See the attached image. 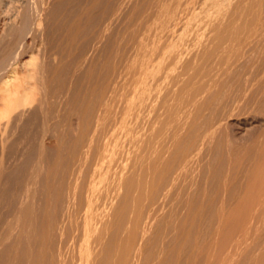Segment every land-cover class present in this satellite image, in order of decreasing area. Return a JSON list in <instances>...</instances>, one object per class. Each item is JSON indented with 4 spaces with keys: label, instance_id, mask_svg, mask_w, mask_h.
Segmentation results:
<instances>
[{
    "label": "rangeland",
    "instance_id": "rangeland-1",
    "mask_svg": "<svg viewBox=\"0 0 264 264\" xmlns=\"http://www.w3.org/2000/svg\"><path fill=\"white\" fill-rule=\"evenodd\" d=\"M208 1L22 0L0 26V81L37 64L0 121V264H264V0Z\"/></svg>",
    "mask_w": 264,
    "mask_h": 264
},
{
    "label": "bare ground",
    "instance_id": "bare-ground-1",
    "mask_svg": "<svg viewBox=\"0 0 264 264\" xmlns=\"http://www.w3.org/2000/svg\"><path fill=\"white\" fill-rule=\"evenodd\" d=\"M22 0H0V26H1V30L3 29H5L6 27H8L9 28V26H11L12 24H14L15 22H16V20H17V18H18V15H19V10H20V6H21V2ZM210 1V0H209ZM208 1V2H209ZM215 1V0H214ZM217 1V0H216ZM216 1H215V3H216ZM222 0H220V2H221ZM224 2H226L225 0H223ZM222 1V2H223ZM230 1V0H229ZM246 1V0H245ZM251 1H253V0H251ZM255 1V0H254ZM257 1V0H256ZM255 1V2H256ZM24 2V1H23ZM211 3H212V7L211 8H217L218 10H219V8H220V6H218V5H220V4H218L217 3V7H216V5H214L213 4V2L212 1H210ZM209 2V3H210ZM219 2V1H218ZM78 3V2H77ZM82 3V2H81ZM246 2H244V3H242V4H244V5H246L245 4ZM8 4V5H7ZM24 5V4H23ZM70 5V4H69ZM207 5H208V3H207ZM213 5H214V7H213ZM249 6V7H248ZM247 6V9L248 8H250V5H248ZM24 7V6H23ZM67 7V6H66ZM219 7V8H218ZM257 7V6H256ZM255 7V8H256ZM205 8H207L206 10H204V11H209V13H210V9H208V7L206 6ZM222 8H224V7H221V10H222ZM227 8V7H226ZM240 8V7H239ZM23 9V8H22ZM216 9V10H217ZM66 9H64V11H65ZM220 10V11H221ZM241 10H243V9H241ZM22 11V10H21ZM68 11V10H67ZM202 11H203V9H202ZM203 11V12H204ZM220 11H218L219 12V17H221V15H220ZM224 11V10H223ZM66 12V11H65ZM214 12H216V11H214ZM240 12H242V11H240ZM21 13V12H20ZM205 13V12H204ZM209 13L208 14H202V15H204L206 18H207V20H211V19H208L209 18ZM221 13H223V12H221ZM245 13V12H244ZM253 14H254V12H252ZM258 13V12H257ZM198 14H201V13H199L198 12ZM213 14V13H212ZM217 13H215V16H216V18H219V17H217L218 15H216ZM236 14V13H235ZM194 15V14H193ZM207 15V16H206ZM237 15V17H239L238 16V14H236ZM196 16V15H195ZM203 16V18H205ZM213 16V15H212ZM215 16H213V18H215ZM224 15H222V17H223ZM194 17V16H193ZM201 18L200 19V21H201V23H202V21L204 20L202 17H201V15L199 16L198 15V17H195L197 20H199L198 18ZM233 17H234V15H233ZM233 17H231V18H233ZM235 18L234 17V19H238V18ZM256 17V16H255ZM194 18V19H195ZM205 18V19H206ZM254 18V17H253ZM262 18V17H261ZM193 19V18H192ZM191 19V20H192ZM220 19V18H219ZM218 19V20H219ZM233 19V20H234ZM246 19V18H245ZM189 20V18L187 19V21ZM190 20V21H191ZM222 20H223V18H222ZM232 20V19H231ZM232 20V21H233ZM243 20V19H242ZM242 20H241V22H242ZM247 20H249V19H247ZM256 20V19H255ZM260 20H262V19H260ZM190 21H188V22H186V23H189L190 24ZM212 21V20H211ZM216 21V20H215ZM214 21V22H215ZM238 21V20H237ZM257 21V20H256ZM263 21V20H262ZM39 22V21H38ZM204 22V21H203ZM210 22V21H209ZM234 22V21H233ZM261 22V21H260ZM17 23V22H16ZM196 23V22H195ZM213 22H210V26L209 27H211V26H213V25H211ZM216 23V22H215ZM218 23V22H217ZM216 23V24H217ZM229 23V22H228ZM231 23V22H230ZM236 23V22H235ZM249 23V22H248ZM40 24H42V21L40 22ZM40 24L38 25L39 27H40ZM194 24V22L193 23H191V25L194 27L195 26V24ZM199 24V23H198ZM207 24H209L208 23V21H207ZM214 24V23H213ZM216 24H214V26H216ZM220 24H222V23H220ZM224 24H225V22H224ZM233 24V23H232ZM238 24H240L239 23V21H238ZM245 23H243V25H244ZM256 24V23H255ZM36 25H37V23H36ZM160 25V24H159ZM190 25V26H191ZM204 25H206V22L205 23H203V26ZM225 25H227L228 26V24L226 23ZM197 26V25H196ZM196 26H195V28H196ZM206 26H208V25H206ZM223 26V25H222ZM226 26V27H227ZM240 26V25H239ZM244 26H247V28H248V25H247V23H246V25H244ZM161 27V26H160ZM221 27V26H220ZM236 27V26H235ZM195 28H194V30H195ZM215 27H213V29H214ZM239 28V27H238ZM241 28V27H240ZM246 28V27H245ZM245 28H243V29H245ZM0 30V31H1ZM188 30H189V28H188ZM216 30V29H215ZM215 30H214V33H215ZM220 30H223V28H221ZM233 30H235L234 29V27H233ZM239 30V29H238ZM238 30H236L235 32H237ZM241 30V29H240ZM247 30V29H246ZM6 31H7V28H6ZM158 31V30H157ZM191 31H193L192 30V28H191ZM224 31V30H223ZM227 31V30H226ZM4 32V31H3ZM221 32L222 31H220V34H221ZM246 32V31H245ZM250 33H251V30L249 31ZM248 32V30H247V32L243 35V37L245 36V35H247V33H249ZM2 33V32H1ZM189 33V32H188ZM213 33V34H214ZM217 33V32H216ZM242 33V32H241ZM240 33V31H239V34H241ZM3 34L4 33H2V36H3ZM157 34V33H156ZM183 35L185 34V33H182ZM223 34V33H222ZM221 34V35H222ZM228 32H227V36H228ZM253 34V33H252ZM153 35H155V33H153ZM159 35V34H158ZM191 35H192V33H191ZM181 36V35H180ZM184 36H187L186 34L184 35ZM238 36H241V35H238ZM4 37H5V35H4ZM151 37V36H150ZM191 37V36H190ZM219 37H221V36H219ZM243 37H241L242 39H243ZM247 37H249V35H247ZM184 38V37H183ZM246 38V37H245ZM36 39H38V38H36ZM185 39H186V37H185ZM188 39H190V38H188ZM188 39L186 40V42L188 41ZM220 39V38H219ZM222 39V38H221ZM227 39L229 40L230 39V37H227ZM234 38L232 37V40H233ZM236 39V38H235ZM4 40V39H3ZM179 40V39H178ZM184 40V39H183ZM212 40H214V37L212 38ZM238 40V39H237ZM32 41V40H31ZM181 41V40H180ZM185 41V40H184ZM190 41H193L192 39L190 40ZM220 41V40H219ZM218 41V39L216 40V42H219ZM222 41V40H221ZM235 41V40H234ZM33 42V41H32ZM158 42V41H157ZM178 42V41H177ZM194 42V41H193ZM192 42V43H193ZM196 43L198 42V41H195ZM226 42H227V40H226ZM34 43V42H33ZM146 43V42H145ZM178 43H180V42H178ZM191 43V44H192ZM224 42H222V44H223ZM228 43V42H227ZM226 43V44H227ZM232 43V42H231ZM231 43H230V49L229 50H232L231 49ZM32 44V43H31ZM147 44V43H146ZM156 44V43H155ZM188 44H189V42H188ZM193 44H195V43H193ZM192 44V45H193ZM217 44V43H216ZM219 44V43H218ZM38 45V44H37ZM159 45V44H158ZM171 45V44H170ZM182 45V44H181ZM180 45V46H181ZM186 45V44H185ZM190 45V44H189ZM188 45V46H189ZM200 45V44H199ZM199 45H198V47H199ZM220 45V44H219ZM225 44H223V45H221V46H224ZM229 45V44H228ZM140 46H142V45H140ZM145 46V45H144ZM161 46V45H160ZM165 46H166V44H165ZM196 46V48H197V45H195ZM195 46L194 47H192V48H195ZM212 46H213V44H212ZM155 46L153 45V48H154ZM190 47V46H189ZM201 47V46H200ZM142 48V47H141ZM162 48H164V47H162ZM161 48V49H162ZM174 48V47H173ZM172 48V49H173ZM184 48V47H183ZM215 48H216V46H215ZM218 48V47H217ZM37 49V48H36ZM165 49V48H164ZM175 49V48H174ZM173 49V50H174ZM185 49V48H184ZM201 49V48H200ZM203 49H204V46H203ZM210 49H212V48H210ZM209 49V50H210ZM214 49V48H213ZM227 49V48H226ZM145 50V49H144ZM147 50V49H146ZM169 50V47L167 48V51ZM179 50V49H178ZM180 50H182V48L180 49ZM209 50H207V51H209ZM215 50V49H214ZM214 50H212V51H214ZM228 50V51H229ZM33 51V50H32ZM37 51V50H36ZM142 51V50H141ZM152 51H153V49H152ZM165 51V50H164ZM211 51V52H212ZM31 52V51H30ZM146 52V51H145ZM150 52V51H149ZM166 52V51H165ZM172 52V51H171ZM191 52V51H190ZM217 53V51L215 50L214 51V53ZM219 52L220 53H222L221 52V50H219ZM174 53V52H173ZM200 53L201 54H203L202 53V51H200ZM228 53V52H227ZM230 53V52H229ZM33 54V56H31L30 55V59L28 60V61H25V62H23V66L25 67V68H23L24 70H28V71H26V72H29L28 74L26 73V72H24V75H20L21 73H20V71H19V73L20 74H18V72H16V70L17 69H19V68H17L16 70H12V75H9V76H7L6 77V79L5 78H3L4 80H2V78H1V80H2V82L0 83V121L2 122L4 119H7V118H9L10 117V115L14 112V111H16V110H18L19 108H22V107H25V106H28V105H31V104H33V102L36 100V97H35V95H36V78H35V76H36V69H37V64L35 63V56H34V53H32ZM142 54V53H141ZM163 54V53H162ZM167 54H169L168 52H167ZM171 54V53H170ZM177 54V53H176ZM182 54V53H181ZM181 54H180V57H181ZM185 54V53H184ZM187 55H188V52L186 53ZM185 54V55H186ZM183 55V54H182ZM205 55V54H204ZM210 55H211V53H210ZM219 55H221V54H219ZM222 55H223V53H222ZM221 55V56H222ZM230 55V54H229ZM168 56V55H167ZM166 56V57H167ZM173 56V55H172ZM206 56H207V54H206ZM206 56H205V58H206ZM225 56H226V54H225ZM169 57V56H168ZM176 57V56H175ZM190 57V56H189ZM218 57V56H217ZM35 58V59H34ZM174 58V57H173ZM200 58V57H199ZM203 58V57H202ZM222 58V57H221ZM163 60H164V58H162ZM191 59V58H190ZM206 59H209V55H208V57L206 58ZM218 59H220V57L218 58ZM175 60H177V59H175ZM175 60H173V64H174V62H175ZM185 60H187V59H184V61ZM202 60V59H201ZM191 61V60H190ZM200 61V60H199ZM204 61H206V60H204ZM224 61V60H223ZM226 61V60H225ZM10 62V61H9ZM19 62V61H18ZM162 62H164L165 63V60L164 61H162ZM168 62V61H167ZM187 62V61H186ZM11 63V62H10ZM10 63H9V65H10ZM164 63H162V64H164ZM195 63H196V61H195ZM12 64V63H11ZM21 64V63H20ZM176 64V67H178L179 68V65L180 64H177V63H175ZM175 64L173 65L174 67H175ZM182 64V63H181ZM188 64V63H187ZM200 64V63H199ZM218 64V63H217ZM8 65V64H7ZM165 65H167V64H164V68L163 69H166L165 68ZM169 65H170V63H169ZM189 65H192V64H189ZM196 65V64H195ZM5 66V64L3 65V67ZM159 66V65H158ZM0 67H2V66H0ZM149 66H147L146 68H145V70H147V68H148ZM167 67V66H166ZM171 67V66H170ZM190 67V66H189ZM16 68V67H15ZM14 68V69H15ZM168 68V67H167ZM193 68V67H192ZM7 69V68H6ZM140 69V68H139ZM141 69H142V67H141ZM151 69H152V67H151ZM150 69V70H151ZM156 69V68H155ZM155 69H153L154 71H155ZM3 70V69H2ZM9 70V69H8ZM144 70V69H143ZM142 70V71H143ZM149 70V71H150ZM158 70H159V67H158ZM158 70H156L155 72H157ZM168 70V69H167ZM176 70V69H175ZM180 70V69H179ZM178 70V71H179ZM182 70V69H181ZM198 70V69H197ZM18 71V70H17ZM161 71V70H160ZM198 71H200V70H198ZM141 72V71H140ZM140 72H138V74H140ZM154 72V73H155ZM164 72H166L165 70H164ZM176 72H177V70H176ZM149 73V72H148ZM153 73V74H154ZM161 73H163V71L161 72ZM160 73V74H161ZM170 73V71L168 72V74ZM10 74V73H9ZM23 74V73H22ZM166 74V73H165ZM167 74V75H168ZM141 75H143V74H141ZM158 75V74H157ZM170 75V74H169ZM139 76V75H138ZM144 77H145V75H143ZM142 76V77H143ZM148 76V75H147ZM159 76V75H158ZM157 76V77H158ZM170 77V76H169ZM146 78V77H145ZM145 78H144V80H145ZM148 78V77H147ZM138 79V78H137ZM143 79V78H142ZM140 80H141V78H139V81H138V83L140 82ZM148 80V79H147ZM142 82H145V81H143L142 80ZM141 84V83H140ZM143 84V83H142ZM196 84H200L199 82L198 83H196ZM137 86H139V85H137ZM158 86H160L159 84H158ZM184 86V85H183ZM182 86V87H183ZM139 87H141V86H139ZM189 87V86H188ZM187 87V88H188ZM195 87V86H194ZM193 87V88H194ZM181 88V87H180ZM186 88V87H185ZM184 88V89H185ZM200 88V87H199ZM137 89V88H136ZM155 89V87L153 88V90ZM158 89V88H157ZM181 89H183V88H181ZM196 89H197V85H196ZM152 90V89H151ZM160 90V88L157 90V91H159ZM178 90H179V87H178ZM140 91H141V88H140ZM179 91H181V90H179ZM184 91V90H183ZM176 92H178L177 90H176ZM182 92V91H181ZM189 92V91H188ZM196 92V91H195ZM179 93V92H178ZM183 93H186V91L185 92H183ZM156 94V93H155ZM180 94V93H179ZM182 94V93H181ZM190 94V93H189ZM150 95V94H149ZM175 95V94H174ZM176 95H178V94H176ZM184 95H187V94H184ZM183 95V96H184ZM181 96V95H180ZM188 96V95H187ZM136 97H137V95H136ZM139 97H141V96H139ZM138 98V97H137ZM156 98V97H155ZM176 97H174V99H175ZM134 99V98H133ZM141 99V98H140ZM142 99H143V97H142ZM154 99V98H153ZM157 99V98H156ZM182 99V102H183V97L181 98ZM135 100H136V98H135ZM134 100V101H135ZM155 100V99H154ZM178 100V99H177ZM131 101H133V100H131ZM131 101H129V102H131ZM141 101V100H140ZM152 101V100H151ZM173 101V100H172ZM174 101H176V100H174ZM179 101V100H178ZM177 101V102H178ZM187 101V100H186ZM185 101V102H186ZM136 102V101H135ZM153 102V101H152ZM151 102V103H152ZM171 102V101H170ZM176 102V103H177ZM181 102V101H180ZM132 103V102H131ZM130 103V104H131ZM137 103V102H136ZM135 103V104H136ZM154 103V102H153ZM172 103V102H171ZM175 103V102H174ZM173 103V104H174ZM175 103V104H176ZM133 104H134V102H133ZM188 104V103H187ZM177 105H178V103H177ZM180 105V104H179ZM184 104L182 103V106H183ZM142 106V105H141ZM136 107H138L137 105L135 106V108ZM151 107H152V105H151ZM185 107V106H184ZM147 108V107H146ZM145 108V109H146ZM165 108H166V106H165ZM183 108V107H182ZM131 109V108H130ZM138 109V108H137ZM136 109V110H137ZM140 109V108H139ZM149 109V108H148ZM168 109H169V107H168ZM179 109V108H178ZM184 109V108H183ZM182 109V110H183ZM181 110V109H180ZM128 111H129V109H128ZM131 111V110H130ZM130 111H129V113H130ZM139 111V110H138ZM184 111V110H183ZM174 112V111H173ZM126 113H128V112H126ZM132 114H133V112H131ZM131 113H130V115H131ZM170 113V112H169ZM129 115V114H128ZM170 115H173V113H171ZM174 116V115H173ZM170 119H171V117H169ZM169 118H166L165 120L166 121H168L167 119H169ZM172 118H174V117H172ZM176 119H177V117H176ZM165 120H164V122H165ZM173 120H175V119H173ZM171 121V120H170ZM162 122V121H161ZM174 122V121H173ZM156 123V122H155ZM158 123H160V122H158ZM158 123H156V124H158ZM1 124V123H0ZM162 124H163V122H162ZM2 125V127L4 126L3 124H1ZM160 125V127H158L159 128V130H163L164 131V128L166 127V125H162L161 126V124H159ZM2 127H1V130H2ZM168 127V126H167ZM126 128V127H125ZM151 128V127H150ZM160 128H163V129H160ZM127 129V128H126ZM154 129H157L156 127H152V130L154 131ZM167 129V128H166ZM4 131V130H3ZM127 132H128V130H126ZM125 131V132H126ZM130 131V130H129ZM157 131V130H156ZM156 131H154V132H156ZM166 131V130H165ZM123 132H124V129H123ZM127 132H126V135H127ZM154 132H152V133H154ZM161 132V131H160ZM159 131H158V133H160ZM3 133V132H2ZM162 133H164V132H161V135H162ZM3 134H5V133H3ZM134 134V133H133ZM2 135V134H1ZM125 135V134H124ZM129 135V134H128ZM131 135V134H130ZM130 135L128 136V137H130ZM135 135V134H134ZM134 135H132V136H134ZM150 137H152V136H150ZM127 138V137H126ZM131 138V137H130ZM133 138V137H132ZM128 139V138H127ZM151 139V138H150ZM150 139L148 140V141H150ZM154 138H152V140H153ZM115 140V139H114ZM134 140V139H133ZM116 141V140H115ZM127 141V140H126ZM141 142V141H140ZM158 142H159V140H158ZM157 142V143H158ZM113 143H115V142H113ZM118 143V142H117ZM132 144V142H129L128 144ZM139 143V142H138ZM149 143H151V142H149ZM147 144L146 146H149V145H153V144ZM153 143H155V145L154 146H157V144H156V142H154L153 141ZM160 143V145H161V142H159ZM158 143V144H159ZM116 145H118V144H116ZM115 145V146H116ZM142 145V144H141ZM159 145V146H160ZM118 148V147H117ZM131 148H132V146H131ZM148 148H150V146L148 147ZM152 148V147H151ZM150 148V149H151ZM157 148V147H156ZM112 150H113V148H111ZM115 149V148H114ZM104 150H107V149H104ZM103 150V151H104ZM111 150V151H112ZM136 150H137V148H136ZM148 150V149H147ZM152 150V149H151ZM154 150H155V152H156V150L157 149H155L154 148ZM115 151V150H114ZM158 151V150H157ZM110 152V151H109ZM113 152V151H112ZM116 152V151H115ZM107 152H105V156H108L107 154H106ZM111 153V152H110ZM109 153V154H110ZM149 153V152H148ZM153 153H154V151H153ZM104 154V153H103ZM113 154H114V152H113ZM101 155H102V153H101ZM151 155H152V153H151ZM155 155V154H154ZM153 155V156H154ZM105 156H103V158L105 157ZM110 156V155H109ZM108 156V157H109ZM114 156V155H113ZM116 156V155H115ZM114 156V157H115ZM139 156V155H138ZM102 158V157H101ZM107 158V157H106ZM106 158L105 159H103V160H105L106 161ZM113 158V157H112ZM111 158V159H112ZM139 158V157H138ZM145 158H147V157H145ZM153 158V157H152ZM155 158V157H154ZM108 159V158H107ZM114 159V158H113ZM117 159V158H116ZM120 159H121V157H120ZM148 159V158H147ZM146 159V160H147ZM115 160V159H114ZM113 160V161H114ZM151 160V159H150ZM104 161V162H105ZM112 161V162H113ZM153 161V160H152ZM108 162L110 163L111 161L110 160H108ZM110 163V164H113V163ZM120 162V161H119ZM129 162V161H128ZM144 162V161H143ZM148 161H146V163H147ZM124 163V162H123ZM145 163V164H146ZM148 163H152L151 161L150 162H148ZM155 163H157V162H155ZM108 164V163H107ZM116 164H118V162L116 163ZM140 164V163H139ZM101 165V164H100ZM104 165V164H103ZM121 165H123L122 163H121ZM120 165V166H121ZM149 165V164H148ZM112 166V165H111ZM120 166H118V168L120 167ZM154 166H155V164H154ZM101 168H102V166H100ZM108 167V166H107ZM109 167H110V165H109ZM123 167H124V165H123ZM126 167H127V164H126ZM147 167V166H146ZM152 166H150V168H151ZM117 167L115 168V169H117L116 171H120L121 170V172H122V168L120 167L119 169H118ZM142 168H145V167H142ZM149 168V167H148ZM147 168V169H148ZM98 169V168H97ZM110 169V172H114L115 171V169H114V171H113V169H111V168H109ZM124 169H126L125 167H124ZM155 169V168H154ZM102 170V169H101ZM150 170H152V169H150ZM262 170V169H261ZM104 171V170H103ZM153 171V170H152ZM156 171V170H155ZM263 171V170H262ZM106 172V171H105ZM259 172V171H258ZM111 173V174H112ZM117 173V172H116ZM120 173V172H119ZM119 173H117V175L119 174ZM148 173H149V171H148ZM97 174V173H96ZM100 174V173H99ZM110 174V175H111ZM115 173H113L111 176H114L113 177V179H116V177L117 176H115L114 175ZM260 174V173H259ZM263 174H264V171H263ZM120 176H121V174H119ZM118 175V176H119ZM122 175H124V174H122ZM140 175H142V174H140ZM153 175V174H152ZM262 175V174H261ZM98 176V175H97ZM102 176V175H101ZM119 176V177H120ZM141 177V176H140ZM144 177H146L145 175H144ZM257 177H258V175H257ZM261 177V176H260ZM123 178V177H122ZM262 178H263V176H262ZM101 179V178H100ZM118 179V178H117ZM146 179H148V177L146 178ZM261 179V178H260ZM95 180H97L96 182V184H98V183H100L99 181V177H97V179H95ZM99 180V181H98ZM106 180V179H105ZM121 180V179H120ZM120 180H119V182H120ZM126 180V179H125ZM138 180H140V179H138ZM264 180V179H263ZM102 181V185H104V181H103V179L101 180ZM108 181V180H107ZM113 181V180H112ZM114 181H117V180H114ZM141 181H139V183H140ZM93 183H94V180H93ZM111 183V182H110ZM109 183V184H110ZM113 183V182H112ZM120 183H123V181H121ZM138 183V184H139ZM95 184V183H94ZM106 184V183H105ZM115 184V183H114ZM118 184V183H117ZM98 185H100V184H98ZM140 185H141V183H140ZM255 185V184H254ZM254 185L252 186V187H254ZM105 187H106V185H104ZM96 187V186H95ZM99 187V186H98ZM98 187H96V188H98ZM142 187V186H141ZM256 187H258V186H256ZM259 187H260V185H259ZM94 190V189H93ZM93 190H91V191H93ZM101 190V189H100ZM98 190L96 189V192H97ZM146 191V190H145ZM254 191V190H253ZM102 192V191H101ZM257 193H260V192H257ZM97 194V193H96ZM99 195H100V193H99ZM93 196V195H92ZM142 197V196H141ZM95 198H97L96 197V195H95ZM93 199H94V197H93ZM133 203H134V201H133ZM132 205V204H131ZM134 205V204H133ZM133 208V207H132ZM135 214V213H134ZM133 214V215H134ZM101 216V215H100ZM132 217H135V216H132ZM92 218V217H91ZM105 217H103L102 219H104ZM93 222V221H92ZM91 229V228H90ZM86 239V238H85ZM88 239V238H87ZM84 243H85V245H88V244H86V242L84 241ZM85 248V247H84ZM85 250V249H84ZM87 252V251H86ZM82 253V252H81ZM87 256H88V254H87ZM86 259V258H85Z\"/></svg>",
    "mask_w": 264,
    "mask_h": 264
}]
</instances>
